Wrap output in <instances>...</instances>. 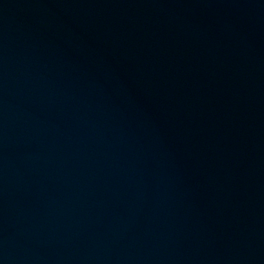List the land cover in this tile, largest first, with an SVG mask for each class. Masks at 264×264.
<instances>
[{"label": "water", "instance_id": "1", "mask_svg": "<svg viewBox=\"0 0 264 264\" xmlns=\"http://www.w3.org/2000/svg\"><path fill=\"white\" fill-rule=\"evenodd\" d=\"M0 264H264V0H0Z\"/></svg>", "mask_w": 264, "mask_h": 264}]
</instances>
